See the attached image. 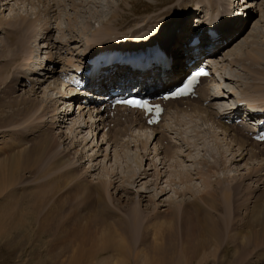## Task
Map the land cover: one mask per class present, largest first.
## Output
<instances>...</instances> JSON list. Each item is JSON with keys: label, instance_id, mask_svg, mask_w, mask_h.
I'll return each mask as SVG.
<instances>
[{"label": "rangeland", "instance_id": "obj_1", "mask_svg": "<svg viewBox=\"0 0 264 264\" xmlns=\"http://www.w3.org/2000/svg\"><path fill=\"white\" fill-rule=\"evenodd\" d=\"M5 1L0 0V21H4L3 19L6 17H12L13 14H16L17 23L14 21L12 22H14L15 26L17 25V28L19 27L18 29H22V27L25 29H23V32L17 31V33H15L14 29L16 27L13 28V23L10 22L13 24V27L2 23L0 25V29L3 30H0L1 50L2 48L5 49L8 41L7 34H10L11 31L14 35H18L16 37L22 36L25 48L28 49L32 47V49H35L34 46L38 41L37 25L38 29L44 28V35L46 34V31L53 26L57 30L55 35H53V41H55L61 49L58 50L57 48H53L52 52H60L59 56L62 60H73L72 63H69L72 66L74 65L73 62L79 61L81 55L89 50L91 46L98 43L100 38L108 32L112 33L128 29H137L140 35H143L146 34L145 32H151L150 29L168 25L169 21L178 16H180L179 20L176 21L178 18H175V24H177V22L186 21L189 19V16L191 17L193 15L189 14L190 11L188 12L189 7L191 6L198 9L199 6L197 4L201 3L203 5V8L200 6L203 10L202 12H206V10L210 11L216 7L214 9L215 11H213L216 14L220 12L222 5H224L226 7L223 9L229 12L228 15L235 14L240 18L237 20L238 22L235 23L234 30L225 34L223 33V38L227 37L229 40L226 41L225 49L222 50H229L228 53L232 54L229 55L230 57L232 56L231 61H224V65L232 75H227L228 78L225 80V88L222 86V80H220L221 85L219 84L218 87H221L224 91H226L225 89L229 90L232 88L231 91H234L237 94L241 93L242 95H245L246 93L252 98L255 97L259 99L260 97V100L261 97H263L260 93L255 92L257 91L255 89L262 88L261 85L264 86V0H243V2L242 0H56L54 2L56 8H49L46 11L44 10L48 6L47 0L45 2L42 0ZM221 1H224L225 3L222 4ZM207 2H216V4L212 3V6L211 4L206 6ZM219 3L221 5H219ZM245 3L247 4V7H244ZM3 4L4 6H2ZM49 6H51V4H49ZM38 13L40 14L41 19L39 24L37 23L38 17L36 16ZM210 13H212V11H210ZM95 14H100L102 17L96 20L97 16L92 17ZM187 14L189 15L187 16ZM30 15L36 17H30ZM216 20H218V18L214 21ZM74 21H82L83 23L88 22L90 24H85L84 26L83 24L77 23L75 27L71 28L75 24ZM236 26H241L240 28H237V33H235ZM229 27H224L221 30L223 31ZM4 29H7L9 32L8 33L5 30L6 36ZM73 29L74 31H72ZM165 29H168V27ZM34 32H36V34ZM117 35L120 36L123 34L117 33ZM4 36L6 38H4ZM49 41L50 40H47L46 42ZM132 43H136V40H133ZM37 47L40 50L42 45L39 43ZM29 52L32 51L23 50V46H20V54H15V56H13L15 57V61L8 64L5 63L7 66L4 63L0 64V69L3 70L2 72L0 71V78L2 79L4 77L7 78L8 76H12L17 68H28L33 61V58L28 55L23 58V54ZM175 52L176 56L173 58L174 61L178 58V53H181V51L178 50ZM234 52L239 55L238 57H241L240 62L234 60V55L236 54ZM253 57H258L259 61ZM71 69L72 68L69 66V71ZM20 78L21 77L17 79V84H13L15 86L17 85L15 93L7 92V87L5 88V93H3L2 88L4 86H0V97L3 98H0L3 100V103L0 104V125H2V123L7 124L9 121L13 122L10 125L0 127V158L5 155V150L6 152L13 149L16 150L17 146H15V144L22 145L23 150L25 148L26 151H31L32 149L39 147L44 139L56 138L60 144L57 143L56 147L58 148H55V150L54 146L51 144L50 151H61V156L55 160L51 157V160L57 162L62 157L61 160H63V162L65 161L64 166L60 169L61 174L66 172L65 170L68 168L69 170H72V167L77 166L78 171L76 172V177L81 178L85 184L88 183L95 185L98 183L101 184L104 181L111 182V185H109L110 188L108 186L109 190L107 191L109 196L108 194L106 195L107 199L110 198L108 201L109 205L118 215L121 214L123 217L128 216V218L129 216L130 218L133 216V219L131 220L133 223L130 222V225L134 224L136 221L135 218H137L133 213L134 207L138 209L139 206L141 217H138L141 219L142 223L133 228L130 232L132 237L135 236V239L136 237H139V240H133L134 244H130L131 248L129 246V249L126 251L127 258L126 260H121L122 264H144L142 258L137 257V252L140 249L144 250V253L147 255L149 261L148 264H197L198 261L204 255L209 254V252L212 255H207L202 261V264H264V253H261L263 248L257 250L259 247L264 246L263 239L256 240V238L253 237L251 238L252 242L249 240L247 246L243 245V243L241 244L238 240L239 238H234V244L229 242L231 240H228L227 236L232 235L234 237L235 231L232 230L237 226H234L233 229L229 231V234L227 232L219 234L218 239L220 242L217 244L215 252L211 249L198 252L196 247L199 246V241H196L199 239L201 233H205L203 230L204 227L220 231L222 222L213 221V219H209L210 221L207 222L203 221V219L195 221L193 217L189 215L190 218L185 219L180 232L176 227L171 238L165 241L159 249L154 248L160 244V242H157L159 241V236L154 237L152 232L148 229L155 222L154 221L151 225L148 224V222L154 218L152 215H164L167 213L166 211L171 200H173L176 205H183L186 202L195 200V197H199V195L203 193V189H205L204 180L206 178H210L208 180H210L211 183L221 179L225 184L245 179L254 166L264 163L263 154V157L260 156L256 159L251 157V151L254 153L259 152V150L255 149V146L247 144V146H251L248 148L247 146L241 147L235 142L233 143V137L230 138L224 129L219 128V126H216L210 120H205L203 116L205 113L198 112L187 116L183 115L176 120L171 118L168 119L165 124L167 129H169L170 125L175 123L178 125L176 130L183 131V133L181 132L180 137L176 138L179 145L175 148L173 147V149L168 148V151L170 152L169 155L168 152H166L167 148L164 147L165 157L163 159V149L159 150L162 153H157L153 148L156 145L155 140L152 143H149L151 144L150 146L148 145L149 147L146 146V149H144L145 151L138 147V144H140L138 139H147L150 137L148 136L147 131L143 130H138L136 132L138 139L134 136L132 139H125L126 141L124 139H122V141L117 140L113 143H116L117 145L107 143L101 144L100 141L96 144L95 138L89 140L90 134L87 135L89 132L87 127H77L80 122L85 125L83 117L79 118V122L76 120V122L79 123L78 125L74 123L75 119H72V121H70L71 123L66 122L65 124L58 122L57 124H54V122H52L54 119L52 120L48 116L51 113L52 104H54L53 108H58L55 103L57 101L51 102V105H46L49 107L51 106L46 115H44L46 112L42 111L40 107L38 108L40 109L38 114H36V112L32 113L28 118L24 117V114H22V116H18V114L15 115L18 109L21 108L24 110V106H20L19 104L20 101L30 100L32 103L41 105L43 104H40L43 96H51L52 94L50 90H47V93L45 94L46 91H44V89L48 85L43 86L44 88L41 87L37 89V91L35 89L37 83L30 89L29 87L25 88L22 85L19 86ZM31 89L35 90L32 91ZM4 95H7L10 99L13 97V101L16 99L18 106H15L16 104H14L13 101L10 102L9 98L3 97ZM233 99L234 97H231L229 94V99L223 100L224 102L226 101V104ZM223 100L221 99V101ZM216 103H219V100ZM260 105H262V103H260ZM61 106H63V104H61ZM217 108L218 106H215V110ZM65 120L66 119H63L62 122ZM44 123L47 125L45 126ZM73 125H77L76 128H74L75 126L73 127ZM42 126H45V128L43 129ZM229 130H232V128H229ZM171 131L172 133H170V135L176 137V131L173 129ZM229 132L231 136L235 135H233L231 131ZM71 135L72 140H66V137L69 136L70 138ZM129 136H131V134H129ZM161 136L162 134L160 137ZM186 138H188L189 142L192 144L190 150L188 144L185 143L187 141H184ZM83 139L86 141H83ZM245 139H247L246 136ZM103 140H106V138ZM157 140L159 141V139ZM106 141L108 142V140ZM6 144L7 146L4 148V145ZM263 147H261V151H264ZM142 148H145V146L143 145ZM147 148L150 149L148 151H151V153L146 152ZM1 149L5 150L1 151ZM192 149L195 150L192 152ZM205 149L214 150L217 154V159L214 157L212 158L209 153L206 154ZM173 151L176 153H171ZM243 152L244 154L241 155ZM115 154H117V156H115ZM176 154H178V156ZM91 155H94V158H90ZM194 158L206 159L205 161L210 162L209 164L212 165L214 173H211V171L209 172L208 166H205L204 169L201 170L198 169L195 164L196 159ZM49 162L50 157L48 155L37 167L27 168L24 174H22L23 176H17L20 179L17 178V180L15 178L18 184H14V186H10L6 190H3L1 185L8 175L0 170V230L2 233H0V264H71L73 263L75 256H82L76 264H104L103 260L109 258V255L105 251L106 249L100 251L92 243L85 245H81L79 242L74 245L72 243V232L73 229L77 227V225L72 224L77 219L75 218L74 207H76V203L82 201V197L78 199L79 201H76L78 194L76 195L75 192H72L71 195H67V192H70L72 189V178L70 179L69 177L68 179L66 176L65 178H62V180L60 179L56 185V189L59 191L53 190L51 193L47 194L33 193H37L39 189L38 187L40 186L38 184L42 183L44 180L41 178L50 171L49 169H51V167L48 165L51 163L49 164ZM169 165H171L170 168ZM179 165L180 167H183L184 165L186 167L181 170ZM186 168L187 170H193L191 172L193 177L189 176L192 180L189 179L188 181L185 179L184 182H186V184L183 182L182 184L179 178L180 176L184 178L183 176ZM175 169L181 172L179 176L178 171L176 174ZM132 171L137 175L133 179H128V177L131 176ZM53 173L57 175L55 171L51 174L53 175ZM142 173H146L149 176L144 175L139 180L138 177ZM207 173L209 174V177L207 175L205 176ZM203 175L205 177H202ZM65 179L67 182L69 181L71 183H67ZM137 179L138 183L136 182L132 184L131 181ZM263 180L260 181L261 185L260 182L259 184H254L252 181L247 182L252 184L251 189H253V191H251L252 195L249 202L250 206L245 212L243 210L241 217L234 218L235 222H238V226H241V224L248 221L251 222V225L257 222V220L260 222L264 221V218H250V213L253 210L252 207H254L256 203L255 201L260 199L261 196L264 197ZM66 183L68 185L66 187L70 188H68V190H65L66 188H64ZM124 186L129 188L128 195L124 194V191H121ZM188 186H190V190L187 189ZM164 189L165 191H163ZM186 189L188 191H186ZM251 192H249V195ZM60 196L61 198H59ZM66 197V203L68 205L67 211L61 212L57 217L53 215L51 218H47V215L49 214H47V212L54 207L55 201L58 200V203H62L60 200H65ZM50 198L52 199L50 201L51 203L46 204L47 200ZM129 199L134 200L135 203L137 202L138 204L134 205V202L128 203L127 200ZM248 199L249 198L247 197V200ZM241 204L243 205V203ZM83 213H85V211ZM169 220L172 221V224L171 227L164 232V235H168L178 222L177 218ZM146 227L147 232L144 235L146 242H142L141 244V241H143V234H140V229H145ZM185 240H189L188 246L185 245ZM255 241H259L261 245L257 244ZM213 245H215L213 241L207 243L208 247H212ZM258 253H261L262 257L259 256ZM199 255L200 257L197 259V256ZM261 258H263V260ZM85 259H91L93 262L89 263Z\"/></svg>", "mask_w": 264, "mask_h": 264}, {"label": "bare ground", "instance_id": "obj_2", "mask_svg": "<svg viewBox=\"0 0 264 264\" xmlns=\"http://www.w3.org/2000/svg\"><path fill=\"white\" fill-rule=\"evenodd\" d=\"M212 3L213 4H216V2L215 3L214 2H210V3L207 2V4L206 3L205 4H206V6H208L209 4H211V6H212ZM219 5H221V4L219 3ZM2 6H4V4ZM199 8H201V7L199 6ZM215 8H213L212 10H210V11H212V13H210L209 10L208 11L206 10V12H204L205 14H207V17L209 18L208 21L209 22H212L214 26L218 25V23L220 22L219 20L214 21L215 19H217V15H218L217 13L215 14L213 12V11H215L214 10ZM227 13L229 14V12H227ZM15 15L16 14H13V16L11 15L12 17H8V18L6 17L5 19H3L4 21L6 20L7 23H6V21L4 22V21L1 20L0 21V25L2 23H5V24H8V26L11 25L13 27V24H14V22H16V18H17ZM96 16H97L96 20L98 18H101L102 17L100 14L99 15L98 14H95L92 17H96ZM12 21H14V22H12ZM240 21H241V19H240ZM10 22L13 23V24H11ZM74 22H75V24H74ZM74 22H73L74 25L71 28L75 27V25H77V23L78 24H83L84 26H85V24L86 25H89L90 24L88 22L83 23L82 21H77V22L74 21ZM214 22H216V23H214ZM236 22H238V21H236ZM220 24L223 25L222 26L223 28L230 26L228 29H224L223 31L220 30L221 33H222V35H223V33L225 34V33H228L229 31L234 30V27H235V24H233L230 21L229 22L226 21V23L223 22V23H220ZM240 27L241 26H236L235 33H237V28H240ZM13 28H15L14 29L15 33H17V31L23 32V29H25L24 27H22V29H18L19 27L17 28V25L15 26V24H14V27ZM161 29H162V27H161ZM5 30L8 32L7 29H4V31ZM72 31H74V29ZM169 31H171V28L167 32H169ZM155 32H157V30ZM34 33L36 34V32H34ZM26 34H28V33H26ZM222 35H221V38H223ZM7 36H8L7 37L8 41L6 43V46L4 45L5 46V49H3V48H2V50L0 49V64H3V63L4 64L5 63L8 64V63H10L12 61H15L14 60L15 57H13V56H15V54L16 55L20 54L19 53V47L20 46L21 47L24 46L23 45L24 41H22V36L16 37L18 35H14L12 31L10 32V34H7ZM147 36L149 38H153L154 34L147 35ZM119 37H122V38L121 39H117V42L120 43V44H123V41L122 40L125 38V35H120ZM158 37L160 39H163V41H166L167 40L165 38V36H161V37L158 36ZM183 37H184V34H181V36L179 37V40L182 41L183 40ZM147 42H148V40H146V39H143L140 42H136V43H132V41H128V45H135V44H143L144 45V44H147ZM167 45H168V43L166 44V46ZM178 50H180L181 53L180 52L178 53V58L174 61L173 58H174V56H176V54H175L176 52L175 51H178ZM191 50H192L191 47L185 46V48H183L182 47V43H178V42L174 46L167 47V54L172 59L170 68L169 69L155 68V69H153L151 71L143 72V73H141V76L143 77V80H141L140 82H144V83H146L148 85H156L157 83H159L162 86L161 90H165L166 88L172 86L173 84H175L176 82H178V80L180 79V77L186 72L187 69L190 68V67H187L186 64L189 61V59L192 58V54L190 53ZM235 51H236V49H235ZM223 52H224L225 57L228 60L231 61L232 56L230 57L229 55H232V54H229L228 53L229 50H224ZM234 53H236V52H234ZM238 56L239 55L236 53L234 55V60L237 61V62H240L241 61V57H238ZM253 58L256 59V60H258V57L257 58L253 57ZM70 62L72 63V61H68V63H70ZM237 62H234V63H237ZM69 66L70 65H67V70H69ZM222 66L223 67H221L220 69H217V68L214 69L215 70V73L219 77V79L218 80H214L213 79L214 81L212 80L213 81L212 84H211V82H212L211 81L210 83L207 82L206 85L201 86L200 93L198 94V99L191 101L190 104L187 105V106H191V107L194 108V109H192L193 110V113H195L196 110H199L198 112H202L201 111L202 109H204V110H207L208 108H210L211 110H212V108L215 109V107H214L215 105H213L212 102H211V104L208 105V107L207 106L204 107V106H202V101H204L206 98L211 97L214 94L216 95V93L224 96V98L223 97H220V99H222V100L223 99L224 100L225 99L228 100L229 99V94H230L231 97L232 96L234 97L236 103L238 101H242V102H244L246 105H248L251 108L256 107V106H260V103L261 102H259V101H263L264 100V86H262V85H261L262 88L255 89V90H257L255 92H258V93L261 94V96H263V97H261V100H260L259 95H258L259 99L258 98H255V97L252 98V97H250L249 94H246V93H245V95H242L241 93L240 94H237L236 92L231 91L232 88L229 89V90L228 89H225L227 91L226 92L221 87H218L219 84H220V80H222V86L225 88L226 87L225 80L228 78L227 75L228 74L229 75H232L231 72H229V70H227L224 67L225 65L222 64ZM72 70L73 69H71L70 71H72ZM0 71L2 72L3 70L0 69ZM169 72H171V73H169ZM120 74L121 73H119V75ZM114 75H116V74H114ZM19 77H21V76L18 75L16 73V71H15L12 74V76H8L7 78L4 77L2 79L0 78V86H4L2 88L3 93H5V88L6 87L8 88V91L7 92H9V93H15L16 90H17L16 89V86L17 85L15 86L13 84L14 83H16V84L18 83V80L17 79ZM110 83H112V80L110 81ZM210 84H211V86H210ZM53 85L55 87H57L56 83L53 84ZM59 88H60V85L55 90L57 91ZM220 88L224 92H226V93L223 94L224 92ZM33 90H35V89H33ZM47 90H50L51 91V84H50V86L48 85L44 89V91H46L45 94L47 93ZM55 90H54V92H56ZM210 91H211V93H210ZM0 92H1V87H0ZM63 93H64V91H63ZM3 97L9 98L7 95H4ZM0 98H2V97H0ZM11 98L14 99L13 97H11ZM2 99H0V104L3 103V100ZM12 99L9 98L10 102L13 101ZM55 101H58V99L57 100H54V98H52L50 96H46V95L43 96V99L40 102V104L41 103H43V104H41V105L32 103V102H30V100L29 101L28 100H22V101L19 102V104H20V106H22V105L24 106V110H22L21 108L18 109L17 112L15 113V115L18 114V116H22V114H24V117H27L28 118L29 115H31L32 113H35L36 112V114H38L39 113L38 112L39 111L38 108L39 107L41 108L42 105H44V103L51 105L52 104L51 102H55ZM225 102H222V103L225 104ZM256 102H258V103H256ZM13 103L16 104L15 106H18L17 105L18 102L16 101V99L13 101ZM55 103H57V102H55ZM222 103H219L217 105L218 106V108L216 109L217 112H213L212 111V112H210V114L213 115L214 113L215 114H218V113H227L228 111H226V110H229V109H228V107L226 108V106L224 107L223 106L224 104H222ZM53 107H54V104H52V108ZM173 107L177 109L175 111V115H174L175 117L174 116H169V112H167L165 114L163 113L164 114L163 116L165 117L164 118V122H163V126H165V124L167 123V121H168L169 118H171L173 120H176L179 117H181L182 110H185L184 109V106H181L179 104H175V105H173ZM50 108H51V106L50 107L49 106H46V108H44L45 110H43V111L46 112L44 115H46L48 113V110H50ZM52 108H51V110H52ZM55 110H56V108H55ZM165 111H166V108H165ZM61 113H62V111L59 112L60 115H61ZM203 113H205V112H203ZM90 114L91 113H89V116H91ZM82 115L83 114H81L80 117H83ZM79 118L77 119L78 120L77 122H79V120H80ZM212 118H214V117H212ZM53 119L55 121V118H53ZM64 119H66V121H64V122H68L67 119H69V118H64ZM54 121H52V122H54ZM62 121H63V119H62ZM112 121L114 123L120 124V126H121L120 128H115V132H117L118 135L120 136L119 141H122V139L125 140V136H129V134H131V136H132V134L134 136L136 135V138H137L136 132L138 130L148 131L149 128H151L150 126L145 125L144 123H142L139 120L137 122H135L134 124H130L129 119L126 116H123V115L116 117ZM64 122H62V123H64ZM77 122H76V119H75V122L74 123L78 125L79 123H77ZM12 123H13L12 121H9L7 124L6 123H2V125H0V127H4V126L10 125ZM44 124H45V126L47 125L46 123H44ZM81 124H83V123H81ZM74 126L75 125H73V127ZM76 126L74 128H76ZM106 126H107V124H106ZM221 126H219V128H222L224 126V128L227 129V130H229V128H232V130H229V131H231L233 135L235 134L234 136H232L233 139H234V140H232L233 143L235 142L237 145H239L241 147H245V146H247V144L248 145L250 144V145L255 146V149L259 150L258 153H254L253 151H251V154H252L251 157H254L255 159L256 158H259L260 156L263 157L262 154L264 155V151L263 150L261 151L260 145H262V147H263L264 144L257 143V142H254L253 143L252 140L250 142H248V140L245 139V136L246 135H245L244 129H241V128H239L237 126H234V125H225V124H223V126L222 127ZM77 127L78 128H81L80 125H78ZM86 127L88 128L87 124H86L85 128ZM87 130H89V132L87 133V135L90 134V131L92 133H95V131H93L91 128H88ZM127 130H130V132H128V134L125 132ZM78 131H79V129H78ZM80 131H81V129H80ZM84 131H85V129H84ZM111 131H112V128H111ZM161 134L163 135V133H161ZM96 135L98 136V134H96ZM101 137H102V141H105L104 143H106L107 141L106 140H103L105 138H103L102 135L100 136V138ZM67 139H69V136L66 137V140ZM158 139H159V141H161V137L158 138ZM150 140H151V138H147V139L145 138V139H140V140L138 139V141H140V144H138V147H140V149H142V150L146 149V146H148V145L150 146L151 145V144H149L150 143ZM185 140L187 141L185 143L188 144L189 150H190V147H191L192 144H191V142H189V139L188 138L184 139V141ZM83 141H86V140L83 139ZM114 141L116 142L115 139H114ZM57 143L60 144V142H58L56 138H47V139H44L40 143L41 145L39 147H36V148L32 149L31 151L30 150H27L26 151L25 148L23 150L22 145H17V144H15V146H17L16 150L13 149V150H11L9 152H6L5 149H1V151L5 150V153H4L5 155L2 158H0V170L2 172H4L6 175H8V177L6 178V180L1 185L2 186V189L3 190H6L10 186H14V184H18V182H16V179L18 178L17 176H19V175L21 176L22 174H24V172L26 171L27 168L37 167L41 163V161L43 159H45L46 156L49 155V157H50L49 164L50 163L51 164L48 165V166H50L51 169H49L50 171H48L45 174V176H43V178H41V179H44V180L43 181L41 180L42 183L38 184L40 186L38 187L39 189L37 188L38 189L37 193H35V192H33V193L34 194H47V193H51L53 190H57L56 189V187H57L56 185H57V183H58V181L60 179L62 180V178H65L66 176H67L68 179H69V177H70V179L72 178V181H73V184L71 186L72 189L70 190V192L69 191L67 192V195H71L72 192H75L76 195L78 194L77 195L78 198L76 197L77 198L76 201H79L78 199L80 197H82L81 198L82 201L80 203H76L75 204L76 207H74L75 208L74 214H75V218H77V219L72 224L77 225V227L74 228L73 229V232H72V243H73V245L76 244V243H78V242L81 245H85V244H88V243H92L100 251L106 249L105 251L109 255V258L106 259V260H103L104 261V264H122L121 263V260H126V258H127L126 251L129 249L130 244L131 243L134 244L133 242L134 241H137V239L139 238V237L138 238L136 237V239H135L134 238L135 236L132 237L130 235V232L132 231V229L135 228V227H137L140 223H142L141 219L139 218V217H141L140 216L139 206H138V209L134 207V210H133L134 212L133 213L136 215L137 218H135L136 219L135 223L132 224V225H130L131 223H133L131 221L133 219V216H132V218H130V216L128 218V216L127 217H123V216H121V214L118 215L117 212L115 210H113L110 207V205H109V202L108 201H109L110 198L107 199L106 198V195L108 194L107 193V191L109 190L108 189V186L111 185L110 184L111 182L109 183L107 181H104L101 184L98 183V184H95V185L94 184H88V183L85 184V183H83V180H81V178L76 177V172L78 171V167L77 166L72 167V170H69V168H68L67 169L68 171L65 170L66 172H64V173L61 174L60 169L64 166L65 161L63 162V160H61L62 157L57 162L51 160L52 158L54 160L55 159H58L61 156V154H60L61 151H58V152L57 151H55V152L50 151V145L51 144L54 146V150H55V148L56 149L58 148V147H56L57 146ZM143 145L145 146V148H142ZM5 146H7V144L4 145V148H5ZM36 149H38V150H36ZM148 150H150V149L147 148L146 152L151 153V151H148ZM154 150L157 151L156 148H154ZM193 150H195V149H192V152H193ZM210 150L205 149V153L206 154L209 153V155L212 156V158L213 157L216 158L217 154L215 153V151L212 150V149H210ZM166 152H168V155L170 154V152L168 151V149H166ZM171 153H174L175 154L176 152L173 151ZM243 154H244V152L241 155H243ZM176 155L178 156V154H176ZM32 156H34V157H32ZM115 156H117V154H115ZM171 157H172V154H171ZM169 159H170V156H169ZM194 159H196V158H194ZM251 159H253V158H251ZM48 160H49V158H48ZM205 160L204 159H200V158L199 159H196V161H195L196 163L195 164L197 165L198 169L201 170V169H204L205 166H208L209 172L211 171V173H214L213 172L214 170H212L213 169L212 168V165L209 164L210 162L205 161ZM175 162H177V161H175ZM217 163H218V161H217ZM171 165H169V168H170ZM179 167H180V165H179ZM179 167H178V169L180 170V168H181V170H182L186 166L184 165L183 167H180V168ZM205 169H207V168H205ZM179 170H176L175 169L176 174H177V171H178V176L181 173ZM54 171L57 173V175L55 173H53V175L51 174ZM192 171L189 170V169L187 170V168H186L185 171H184V176H183L184 178H182L181 176L179 178L180 179V182L181 183L183 182V183L186 184V182H184L185 179H187L188 181H189V179L192 180L191 177L189 178V176H192L193 175L191 173ZM131 173L132 174H131V176L128 177V179H133L137 175L133 171ZM144 175H148V174L142 173V174L139 175L138 179L140 180V178L143 177ZM206 175L209 177V174L208 173L205 174V176ZM205 176L203 175L202 177H205ZM263 178H264V163H260L257 166H254L251 171H249V174L245 177V179H242L240 181L237 180V181H234L233 183L231 182L232 185L229 182L227 184H225L221 179H219V181L216 180V182L214 181L213 183H211V181L208 180L210 178H206L204 180V184H205L204 185V188L205 189H203V193L201 195H199V197H195V200H193L191 202L190 201L189 202H186L184 204L182 203L183 205H176V203H174L173 200H171L170 203H169V205H168V209L166 211L167 213H165L164 215L163 214H161V215L160 214H155L154 216L152 215V217H154L155 219L153 218V219H151L148 222V224L151 225L155 221L154 224H152L151 227H149L148 229L152 232V234H153L154 237L155 236H159V241H157V242H160V244H158V246H156L154 248L155 249H159L165 241H167L168 239H170L171 236L174 234L176 227H177L178 231L180 232L181 227H182V224L184 223L185 219L186 218H190V216L193 217V219L195 221H199V220L203 219V221L207 222V221H210L209 219H213V221L222 222L221 230L220 231L214 230V229L209 228V227H204L203 230H204L205 233H201L200 236H199V239L196 241V242L199 241V243H198L199 246L196 247V249H197L198 252L204 251V250H207V249H211L212 251L215 252L216 251V246L220 242V240L218 239L219 234L220 233H225V232H227L229 234V231L232 230L234 226H237L236 228H234L232 230V231H235L234 237L232 235H228L227 236V239L228 240H231L229 242H231L232 244H234V238H236V239L239 238L238 239L239 242L241 244L243 243V245H245V246L248 245L249 240H250V242H252L251 241V238H253V237H255L256 240L257 239H263V242H264V221L260 222L259 220H257V222H255V223L252 222L253 225H251V222L248 221V222H244L243 224H241V226L240 225L238 226V222H235V219H234V218H237L239 216L241 217V214L243 213V210L245 212L248 209V207L250 206L249 205V202L251 200V195H252V192L251 191H253V189H251L252 188L251 187L252 184L247 183V182L248 181H252V183H254V184H256V183L259 184V182L262 181ZM138 179L137 180H134V181H131L132 184L133 183H136L138 181ZM157 180H158V175H157ZM193 180H194V178H193ZM244 180H246V181H244ZM63 181H61V182H63ZM65 181L67 182L66 179H65ZM67 183L70 184L71 182L68 181ZM67 183H66V185H64V188H66L65 190H68V188H69V187L68 188L66 187V186H68ZM260 185H261V182H260ZM109 188H110V186H109ZM185 188H187V187H185ZM253 188H254V186H253ZM128 189H129L128 187H125L124 186V188L122 187V190L121 191L122 192L124 191V194L128 195V193H129ZM187 189L190 190V186H188ZM187 189H186V191H188ZM57 191H59V190H57ZM60 191H63V190H60ZM163 191H165V189ZM249 192H251L250 195H249ZM54 194H56V193H54ZM108 196H109V194H108ZM247 197L249 198L248 200H247ZM261 197H260V199H258V200L255 201L256 203H255V206L252 207L253 210L250 213L251 214V217L250 218H264V197L263 196H261ZM59 198H61V196ZM51 200H52L51 198L49 200H47L46 204H50L51 203L50 202ZM53 201H54V199H53ZM60 201L62 203H58L59 202L58 200L55 201L54 207L48 210L47 214L48 213L49 214L47 215V218H51L53 215H55V217H57V216H59L61 214V212H66L67 211V208H68V205L66 203L67 202V197H66L65 200L61 199ZM127 201H128V203H130V202L133 203L134 202V205L135 204H138L137 202L135 203V201L132 200V199H129ZM241 203H243V205ZM84 211H85V213H83ZM129 212H131V211H129ZM130 215H132V214H130ZM125 216H126V214H125ZM173 218H177V220H178L175 228L172 231H170V233L168 235H164V232L168 228H170L171 227V224H172V221L169 220V219H173ZM146 232H147V227L145 229H140V234L141 233L143 234V237H142L143 238V241H141V244H142V242H146L145 239H144V235H145ZM0 233H1V230H0ZM188 241L189 240H185L184 241V243H185L186 246H188ZM209 241H213L215 245H213L212 247H208L207 246V243ZM255 242L257 244H260L261 245V243L259 241H255ZM106 245H107V248H106ZM130 248H131V246H130ZM262 248L264 249V246L259 247L257 250L262 249ZM194 249H195V247H194ZM262 250H261V253L263 254L264 253L263 252L264 250L263 251ZM194 252H195V250H194ZM261 253H258V255L262 257ZM209 254L212 255L210 252H209ZM209 254H207V255H209ZM207 255H204L198 261L197 264H202L203 263L202 261L204 260V258ZM81 257L82 256H80V257L75 256L74 261L71 264H76ZM137 257L138 258H142V261H143L144 264H148V262H149L148 261V257L144 253V250L140 249L137 252ZM199 257H200V255L197 256V259ZM261 259L263 260V258H261ZM85 260H87L89 263H92L93 262V261H91V259H85Z\"/></svg>", "mask_w": 264, "mask_h": 264}, {"label": "snow or ice", "instance_id": "obj_3", "mask_svg": "<svg viewBox=\"0 0 264 264\" xmlns=\"http://www.w3.org/2000/svg\"><path fill=\"white\" fill-rule=\"evenodd\" d=\"M242 2H243V0H242ZM244 7H247L246 3L244 4ZM204 74H206V73L198 72L195 76H193L192 79L188 82V87L190 88L191 84L193 82H195V80L197 79V77L199 75H204ZM187 90H188V88H181L175 94L176 95H184ZM124 103H127V104H129L133 107H137V108H149V106L145 102H142L139 100H127V101H124ZM149 110H151V109L149 108Z\"/></svg>", "mask_w": 264, "mask_h": 264}]
</instances>
